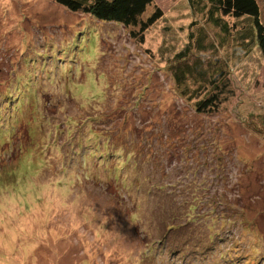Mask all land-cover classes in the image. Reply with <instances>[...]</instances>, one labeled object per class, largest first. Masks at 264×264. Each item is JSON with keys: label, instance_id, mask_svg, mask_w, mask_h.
<instances>
[{"label": "rangeland", "instance_id": "374dc122", "mask_svg": "<svg viewBox=\"0 0 264 264\" xmlns=\"http://www.w3.org/2000/svg\"><path fill=\"white\" fill-rule=\"evenodd\" d=\"M154 3L162 16L140 41L54 0H0V130L21 120L0 136V264H264V56L239 58L237 27L223 34L206 7ZM194 23L204 67L216 52L238 58L218 114L196 111L168 69ZM11 74L30 93L8 92ZM4 94L25 101L5 107ZM184 201L194 222L170 214V231L163 206Z\"/></svg>", "mask_w": 264, "mask_h": 264}, {"label": "trees", "instance_id": "16d2710c", "mask_svg": "<svg viewBox=\"0 0 264 264\" xmlns=\"http://www.w3.org/2000/svg\"><path fill=\"white\" fill-rule=\"evenodd\" d=\"M59 6L64 8L65 11L72 14H79L85 16H91L92 18L101 22H112L121 24L124 27H128L133 31L130 33L131 37L139 38L142 40V34L148 30L152 25L161 18L162 12L160 8L155 5L154 0H54ZM189 6L193 13L202 12L206 7V15L208 16L206 21L212 25L219 26L223 34L229 33L230 25H235L237 27L236 40L238 41L237 48L241 55H247L256 47L260 53L264 56V24L260 19V8L258 6L257 0H189ZM153 7V12L149 14L148 18L143 20L142 16L146 15L149 8ZM231 19V23L226 22V19ZM205 23V22H204ZM229 24V25H228ZM195 23L188 27L187 40L184 44L183 49L176 52L173 58L169 60L168 69L173 74V79L177 85L178 92L185 96L187 100L194 99V108L199 113L210 112L212 114H218L221 108L234 97V86L230 79V71L227 68L228 59L236 61L238 58L232 56V58H225L220 61L219 58L222 57L219 52H216V58L213 61H209L207 67H204V57L203 54L210 53L211 47L208 45H203L202 39L198 38L195 33ZM195 34V35H194ZM214 44L213 42H211ZM214 46H216L214 44ZM218 47V46H217ZM12 74L5 81L7 84V91L13 90L15 93H30V88L26 87L25 92L22 91V87L17 86L14 88L9 87V81H12ZM5 95V96H4ZM2 96L5 102V107L11 104L13 100H17V103L21 105L25 101V98L20 100V97H15L13 100L10 96L4 94ZM25 97V94L21 96ZM1 116V115H0ZM40 117V116H39ZM6 119L0 118V123H5ZM41 121V118H40ZM264 126V118L262 120ZM21 123V120L17 116L13 118V123L8 124L6 127L2 126L3 129L0 130V136L11 141L13 137L19 130L16 131L17 127ZM2 125V124H1ZM56 128H59L58 124H55ZM61 130H58V136L64 131H71L66 127V123L60 125ZM81 126L74 132H71V145L74 147L75 140L85 139L84 137L75 139V134L78 136H85L90 134L88 128H83ZM27 133V132H26ZM40 134V129L36 132ZM92 136H96L91 133ZM264 135V131L262 132ZM54 136V135H53ZM52 136V137H53ZM105 136H99V138H104ZM49 138V137H47ZM95 138H91L92 145H95ZM49 140V139H48ZM57 139H51L49 142L54 144ZM81 141V142H82ZM22 142V141H21ZM106 151H99V153L106 155H114L118 158V151L110 152L107 148ZM124 156L128 159L131 155L123 152ZM140 157V156H139ZM16 161V160H15ZM127 160L125 159L124 162ZM13 162V161H12ZM11 162V163H12ZM123 162V163H124ZM137 156H135L134 163L138 165ZM10 164V163H8ZM107 179V178H106ZM163 186L159 187L161 190ZM155 190L159 195L161 192ZM162 195H160L161 197ZM184 204H177L174 208L169 205V202L164 204L162 211V217L166 218L170 222V231L175 229V226L171 224L174 218L179 219L181 216L187 219V223L192 224V212L194 211L195 205L188 206L184 201ZM186 204V205H185ZM182 211L183 214L178 217L177 214ZM170 214L174 217L171 219ZM177 216V217H176ZM169 229L167 230V232ZM163 238L165 235L163 234ZM185 242L178 243L174 250L184 249L183 245ZM237 244V243H235ZM168 250V248L166 249ZM227 251L219 254L220 259H224Z\"/></svg>", "mask_w": 264, "mask_h": 264}]
</instances>
